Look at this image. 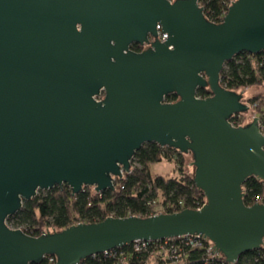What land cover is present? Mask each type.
Returning <instances> with one entry per match:
<instances>
[{"label":"water","instance_id":"95a60500","mask_svg":"<svg viewBox=\"0 0 264 264\" xmlns=\"http://www.w3.org/2000/svg\"><path fill=\"white\" fill-rule=\"evenodd\" d=\"M244 52H264V0H235L220 24L199 0H0V264H81L187 235L207 237L228 264L261 249L264 204L246 205L243 185L264 183V134L243 103L248 91L221 85ZM207 88L212 96H197ZM171 94L178 101L166 102ZM235 114L247 125L233 127ZM148 143L192 154L202 208L40 237L8 225L40 190L115 191Z\"/></svg>","mask_w":264,"mask_h":264},{"label":"trees","instance_id":"16d2710c","mask_svg":"<svg viewBox=\"0 0 264 264\" xmlns=\"http://www.w3.org/2000/svg\"><path fill=\"white\" fill-rule=\"evenodd\" d=\"M231 1L233 0H199L205 9L206 18L217 24L223 21ZM259 57L260 54L252 55L247 52L235 56L226 63L221 73V85L238 93L246 88H264V61L259 60ZM197 96L205 99L212 96V93L209 88L199 89ZM176 101L178 97L175 94L166 97L168 103ZM251 101L258 102L257 111H261L264 107V93L253 96ZM164 158L177 162L180 177L166 178L152 174L151 167ZM133 163L138 166H133L132 172L123 180L116 181L115 191L97 193L93 187H85L82 192L74 195L68 185L56 186L45 196L25 201L22 210L7 222L28 235L40 237L47 230L59 232L81 223H100L109 217H150L155 212L149 209L147 202L159 201V196L162 197L159 203L164 207L160 213H176L187 208L199 209L206 203L204 193L194 183L195 172L193 175L184 174L185 157L177 150L148 143L136 153ZM243 191L246 205L264 203L262 181L254 177L248 179L243 185ZM180 256L182 264H228L223 256L213 257L207 248H185ZM126 257L130 258L132 264H146L148 260L154 259L148 253H136L131 244L113 250L109 256L100 254L89 257L81 264H122ZM56 262L57 258L53 264ZM157 262L169 264L167 261ZM42 264L51 263L45 258ZM235 264H264V246L242 255Z\"/></svg>","mask_w":264,"mask_h":264},{"label":"built area","instance_id":"2783aa9c","mask_svg":"<svg viewBox=\"0 0 264 264\" xmlns=\"http://www.w3.org/2000/svg\"><path fill=\"white\" fill-rule=\"evenodd\" d=\"M234 2L231 1V3L228 5L227 12L231 4ZM226 12V14H227ZM159 31V40L162 42L167 38V35L162 32V28L158 26ZM259 60L264 61V52L260 53ZM252 98L249 100V109L253 113V118H258V125L260 128V131L264 134V107L261 111H257L259 107L258 102L251 101ZM242 117H245L243 114H235L230 122L233 127H241L245 126L246 124L244 122H241ZM241 122V124H239ZM261 203V202H258ZM264 204V203H261ZM180 205L182 203L180 202ZM147 206L149 209L155 212L154 215L160 214V210H162L164 207L160 205L159 201L157 200H149L147 202ZM203 207V206H202ZM201 207V208H202ZM200 209V208H199ZM163 213V212H161ZM51 231H45L43 235L50 233ZM134 246L136 253H148L150 257H154V259L160 260V261H167L169 264H182L181 256L180 254L183 252L185 248H207L208 252L212 254L213 257H222L220 254L214 253L211 251V244L209 243V239L205 236L200 235H187L183 237H177V238H170L160 241H143L138 240L132 243ZM112 253L106 252L104 253L106 256H109ZM49 261V263L53 264L56 261V258L54 256H48L46 257Z\"/></svg>","mask_w":264,"mask_h":264},{"label":"rangeland","instance_id":"374dc122","mask_svg":"<svg viewBox=\"0 0 264 264\" xmlns=\"http://www.w3.org/2000/svg\"><path fill=\"white\" fill-rule=\"evenodd\" d=\"M245 91H248L247 95L245 98H243V103L246 104L248 106L249 104V99L252 98L253 96L257 95V94H260V93H264V88H255V87H252V88H246V89H243ZM248 116L253 118V113L251 111H249L248 113ZM248 116L245 115V117H242V120L241 122H244L246 125H247V122H248ZM184 157H185V165L183 166V171H184V174H189V175H193V167H192V163L194 162V159H191L192 157V154H183ZM135 166L137 167L138 164L137 163H133L132 161V167ZM179 165L177 164V162L175 160H169L167 158H164L162 162L160 163H157V164H154L152 167H151V172L152 174H155V175H159V176H163V177H166V178H175V177H180L181 176V172H180V169H179ZM48 190H40L37 194V196H45L47 194ZM159 201L161 202L162 201V197L159 196ZM158 201V200H157ZM11 228L13 229H16L14 228L13 226H11L10 224H8ZM52 232V231H51Z\"/></svg>","mask_w":264,"mask_h":264},{"label":"flooded vegetation","instance_id":"af4514ba","mask_svg":"<svg viewBox=\"0 0 264 264\" xmlns=\"http://www.w3.org/2000/svg\"><path fill=\"white\" fill-rule=\"evenodd\" d=\"M154 41L153 38L150 39V42ZM150 48V44H145V45H137V44H133L131 46V50L135 51V52H143L147 49Z\"/></svg>","mask_w":264,"mask_h":264},{"label":"crops","instance_id":"0c3cea01","mask_svg":"<svg viewBox=\"0 0 264 264\" xmlns=\"http://www.w3.org/2000/svg\"><path fill=\"white\" fill-rule=\"evenodd\" d=\"M122 264H132V263L130 262V258H129V257H126V258L123 260ZM146 264H158V262H157L156 259H150V260L147 261Z\"/></svg>","mask_w":264,"mask_h":264}]
</instances>
